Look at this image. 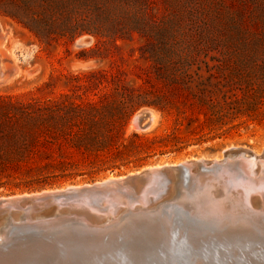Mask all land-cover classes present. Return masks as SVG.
Listing matches in <instances>:
<instances>
[{"label":"trees","instance_id":"16d2710c","mask_svg":"<svg viewBox=\"0 0 264 264\" xmlns=\"http://www.w3.org/2000/svg\"><path fill=\"white\" fill-rule=\"evenodd\" d=\"M0 15L45 45L93 38L82 58L139 40L146 63L139 82L97 68L58 98L0 94L2 190L140 166L264 119V0H0ZM141 107L169 126L127 133Z\"/></svg>","mask_w":264,"mask_h":264},{"label":"water","instance_id":"95a60500","mask_svg":"<svg viewBox=\"0 0 264 264\" xmlns=\"http://www.w3.org/2000/svg\"><path fill=\"white\" fill-rule=\"evenodd\" d=\"M134 122L148 129L152 110H140ZM252 157L231 147L220 160L152 164L91 183L0 196V264H128L124 251L139 232L162 228L197 238L204 229L216 231L203 215L242 209Z\"/></svg>","mask_w":264,"mask_h":264},{"label":"rangeland","instance_id":"374dc122","mask_svg":"<svg viewBox=\"0 0 264 264\" xmlns=\"http://www.w3.org/2000/svg\"><path fill=\"white\" fill-rule=\"evenodd\" d=\"M92 43L93 38L88 36L79 37L69 44L38 43L25 28L10 18L0 15V94L14 95L22 100H29L32 97L41 100L58 98L64 93H71V75L97 68L111 71L119 68L128 83L140 81L136 73H142L146 63L138 58L139 40H119V47L105 45L109 52L107 57H78L79 52L88 49ZM89 96L92 94L89 93ZM144 108L151 109L154 118L148 129L141 130L135 127L133 117ZM169 124V117L152 107H141L130 116L126 132L151 130L160 132ZM231 147L248 150L255 156L254 160L256 157L264 160V119L240 124L221 138L190 145L178 153L151 157L140 166L106 170L91 178L76 176L51 185L5 190L0 188V196L91 183L130 173L152 164H170L201 157L220 159L223 158L224 151ZM251 195L261 197L257 191ZM259 197L257 200L263 198ZM257 200L254 211H261L264 209L263 202ZM207 218L211 223L216 224L217 227L214 228L220 229L216 231L204 229V233L197 238L171 229L161 231L162 228L157 233L159 237L156 233L153 234L157 237L153 234L149 235L148 231L139 232L134 237V243L125 249L127 256L124 255V259L128 264H264V232L259 230L263 225L258 222L253 223L247 217L224 218L218 222L210 217ZM120 257L121 255L118 258Z\"/></svg>","mask_w":264,"mask_h":264},{"label":"bare ground","instance_id":"6f19581e","mask_svg":"<svg viewBox=\"0 0 264 264\" xmlns=\"http://www.w3.org/2000/svg\"><path fill=\"white\" fill-rule=\"evenodd\" d=\"M153 116L154 115L152 113V120L154 118ZM133 123L137 129H140L135 124L134 117H133ZM201 158L203 159V157H201ZM213 160H220V159L213 158ZM247 161H248V164L246 166L247 169L244 170V173H246V175H247V178H246L247 180L243 179V183L245 185L242 187L243 191L245 192L244 205L242 206V209H236V211H234V209H232L233 207H231L232 210L230 209L231 210V211H229L230 214H229V212L226 213V215H216V213H213V214L211 213V215H203L204 217H206V218L210 217L216 222H218L224 218H240V219H243L244 217H247L248 219H251L250 221H252L253 223L258 222L260 225H263V223H264V209L261 210L260 207H258L261 211H258L257 209H256L257 211H254L255 210L254 207H256L255 203H256V200L258 199L259 196L255 197V196H252L251 194H253L254 192L257 191L260 194V196L263 197V198L259 197L261 199H259L260 201L259 200H257V201L263 202L262 206L264 205V160L263 161L256 160V159L254 160V157H253ZM178 163L179 162L170 163V164H162V165L173 166V165H176ZM154 166H160V165H154ZM109 178H113V177H109ZM243 183L241 184V186L243 185ZM107 206H111V204H107ZM258 206H261V204L260 205L258 204ZM161 231H165V230L161 229ZM163 233H165V232H163ZM145 234H147V233H145ZM149 235H150V233H149ZM158 235L159 234H157V236ZM157 236L154 235V237H157ZM142 238H144V237H142ZM154 240H155V238H154ZM144 241H146V240H144ZM141 244H143V243H141Z\"/></svg>","mask_w":264,"mask_h":264}]
</instances>
